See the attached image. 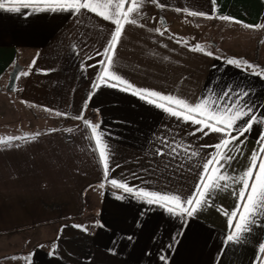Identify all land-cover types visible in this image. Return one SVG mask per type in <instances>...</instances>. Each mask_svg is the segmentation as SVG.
<instances>
[{"label":"crops","instance_id":"1","mask_svg":"<svg viewBox=\"0 0 264 264\" xmlns=\"http://www.w3.org/2000/svg\"><path fill=\"white\" fill-rule=\"evenodd\" d=\"M158 3L164 7L145 0L136 16L138 25H125L112 70L135 89L191 104L207 99L223 108L231 103L220 98L228 86L243 89L250 92L244 99L261 117L264 77L214 53L207 55L208 50H193L196 45L175 31L185 18H206L184 9L206 13L210 19L227 16V21L242 26L264 25V0ZM114 27L87 10L77 16L69 11L0 9L2 112L14 122L15 116L25 117L28 135L0 144V260L8 259L9 250L19 245L12 255L22 254V264H165L161 255L167 257L166 264H256L264 243V218L258 217L239 243L225 242L232 211L238 212L232 230L243 211L241 184L228 180L225 189L221 181V189L213 190L189 218L170 215L104 181L91 130L76 116L99 125L110 144V178L124 177L134 188L183 195L195 191L202 165L223 135L207 128L196 131L200 125L169 115L132 94L133 89L102 84L94 90L100 69L88 65L101 59L96 52L103 50ZM248 28L264 31V26ZM262 134L264 124L257 121L235 141L238 151L230 145L228 154L234 159L225 169L228 175L237 177L247 170L254 151L264 155L259 153ZM164 138L173 147L179 145L175 157L156 155ZM26 242L30 244L22 251Z\"/></svg>","mask_w":264,"mask_h":264},{"label":"snow or ice","instance_id":"2","mask_svg":"<svg viewBox=\"0 0 264 264\" xmlns=\"http://www.w3.org/2000/svg\"><path fill=\"white\" fill-rule=\"evenodd\" d=\"M152 3L158 4L163 8V4H159L158 0H151ZM215 5V0H212ZM145 0H0V9L10 12H21V9H31V11H69L74 15L79 16L82 10H87L101 17L103 20L110 21L115 25L114 30L110 33V38L107 40L106 45L102 51H97L96 56L101 59L95 65H88V67L99 66L100 71L97 73V78L93 81V89H98L102 84L109 87L122 86L120 90L127 91L133 89L132 94H139L141 99H146L148 103H154L156 107L163 109L169 115L182 119L185 122H190L195 125H200L196 131L204 132L207 128L209 132L221 133L222 138L220 142L214 146L215 152L208 158L202 165V172L199 173V183L195 185V191L188 195L174 192H160L154 190H147L145 188H134L128 185L126 179L121 177L119 180L110 178L112 171L110 166V159L112 156V149L110 144L104 139V134L99 131V125H94L83 116H76L75 119L83 120L85 126L90 128L92 138L95 140V150L98 152L99 162L103 167L104 181L109 183L112 188L122 190L126 194L132 195L137 200L143 201L148 205H156L164 208L170 215L178 217H192L200 207H202L211 196V192L216 189H221V181H224L223 188H228V180L233 183L241 184L239 189V197L243 211L239 213V220L235 223V230H232V223L234 217L238 215L237 210H233L229 217L230 234L226 236L227 242L239 243L243 238V234L249 233L252 226L256 224L257 218H264V155H259L253 152L250 157V167L245 170L241 175L232 177L226 172L227 165L234 159L233 156L228 154L230 145L235 147L238 151V146H235V141L245 133L252 130L253 125L259 121L264 124V113L261 117L255 115L254 108L248 104L244 99L250 95L249 91L243 89L236 91L231 86L228 90L223 92L220 97L224 100H231L223 108L215 104V101L203 99L195 104L189 103L187 100L172 95H165L150 89H135L134 86L123 79L120 75L116 74L113 69V57L117 45L122 39V33L126 24L138 25L136 16L140 15L141 8ZM43 4L44 7L38 5ZM181 11V9H176ZM191 16H205L210 18L206 13L189 11L184 9ZM220 19L229 20L227 16L218 17ZM264 25H245V27H261ZM161 35L164 33L160 29H156ZM193 50L203 51V49L196 45ZM212 55L211 52L206 53ZM94 57H88L89 60ZM35 61H33V64ZM227 63L230 65L240 66L242 63L246 69H251L253 74L264 77V69L256 71L258 65H253L247 61L237 59H228ZM31 67V66H30ZM22 75H28L23 72ZM115 81L116 83H111ZM91 96L89 97V99ZM87 107V103L85 104ZM51 111V109H45ZM57 115H62L57 112ZM243 121V123H240ZM71 131V130H69ZM231 132H235V136H231ZM194 135L195 133H190ZM207 134V133H205ZM35 135H39L38 133ZM28 139L25 136H9L0 137V144L11 143L14 140ZM174 143V142H173ZM259 153L264 154V134L260 137ZM179 145L173 147L167 138L162 139L161 147L156 150V155L161 157L171 155L175 157L178 152ZM222 149L224 150L222 152ZM187 151V149H185ZM198 153L192 152L191 156H196ZM119 167V165H116ZM258 168V171L256 169ZM135 177V173L132 174ZM104 183L100 187L103 188ZM122 198V197H118ZM74 227L87 230L82 225H75ZM179 235V234H178ZM129 240L132 237H128ZM175 237L173 240L175 241ZM169 247H172L170 244ZM264 254V243L259 246L256 264H264L261 259ZM29 261L31 258H28ZM160 259L167 262V257L161 255Z\"/></svg>","mask_w":264,"mask_h":264},{"label":"rangeland","instance_id":"3","mask_svg":"<svg viewBox=\"0 0 264 264\" xmlns=\"http://www.w3.org/2000/svg\"><path fill=\"white\" fill-rule=\"evenodd\" d=\"M175 32L218 57L247 61L258 66L264 64V31L260 29L248 28L227 20L190 17L183 19ZM240 66L244 67L243 63ZM261 70L260 66L256 69L258 72ZM3 103L4 101L0 100V137L26 135L25 117L15 116L16 122L12 121L11 117L3 114ZM29 244L26 242L25 250L22 251H26ZM20 249L19 245H14L9 250L11 256L0 260V264H22V254L12 255Z\"/></svg>","mask_w":264,"mask_h":264},{"label":"trees","instance_id":"4","mask_svg":"<svg viewBox=\"0 0 264 264\" xmlns=\"http://www.w3.org/2000/svg\"><path fill=\"white\" fill-rule=\"evenodd\" d=\"M259 66H260L261 69H264V64L263 65L260 64Z\"/></svg>","mask_w":264,"mask_h":264}]
</instances>
